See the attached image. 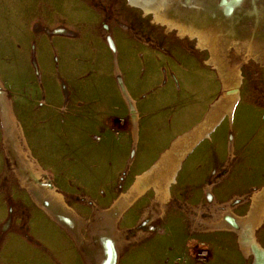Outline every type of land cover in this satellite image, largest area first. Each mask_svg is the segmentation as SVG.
Wrapping results in <instances>:
<instances>
[{
	"label": "rangeland",
	"instance_id": "rangeland-1",
	"mask_svg": "<svg viewBox=\"0 0 264 264\" xmlns=\"http://www.w3.org/2000/svg\"><path fill=\"white\" fill-rule=\"evenodd\" d=\"M240 1L170 0V27L129 0H0V264H105L111 246L114 264H209L177 259L175 241L173 254L157 236L139 244L138 228L154 236L172 212L214 211L189 197L190 168L235 190L264 181V0ZM146 184L124 220L149 218L124 236L121 210ZM218 236L210 264H244L236 235Z\"/></svg>",
	"mask_w": 264,
	"mask_h": 264
},
{
	"label": "crops",
	"instance_id": "crops-1",
	"mask_svg": "<svg viewBox=\"0 0 264 264\" xmlns=\"http://www.w3.org/2000/svg\"><path fill=\"white\" fill-rule=\"evenodd\" d=\"M214 127L215 125L213 126V128ZM201 136H197L196 139ZM200 139H204V137H201ZM197 142L192 143L191 145L189 144V146L187 147V148L191 147L189 150H187V148L184 149L183 151L184 155L180 157L182 159H179L180 162L181 160H183L184 156L188 152H191L194 150L195 148L194 146ZM231 145H232V150L230 151H233V149L235 151V148L237 149L235 138L233 139ZM242 149L243 148L239 149L238 154L236 153L235 154L240 155L241 157H244V158L262 154V153H258L260 149H255V151H253L254 150L253 148L250 151H249V148L246 150L245 148L244 150ZM232 159L233 158H231V160ZM155 164L159 165L158 162H155L152 166L148 168V170L149 169L151 170L155 166ZM193 165L195 164L192 163V166ZM239 170H242V169H239ZM214 171L215 169L209 170V173H213ZM146 172H147V169L143 173V175L146 174ZM141 173L139 175H136L137 179L141 175ZM226 173L223 176H225ZM176 177H177V173H176ZM209 178H210V174H208L206 170L201 171L200 173L197 174L195 169L190 168L187 172V176L185 179L186 181L192 180L194 184L198 183V185H200V187L195 188L192 186V188H188V190L191 191V194L189 195V197L192 198V200L195 202H198L201 199L203 203L206 202L204 204L205 206H208L207 203L212 198V203L215 206L213 208L214 211H211V212L207 210L204 211V210H201L202 207H199L196 209H194L193 207V209L192 210L190 209V211H188L187 213L185 211H181L183 212V213H180L181 215L179 214V212H176V211L172 212L173 219L170 223L171 225L170 224L169 226L167 225L169 228L168 227H164V228L158 227L156 229L151 228L153 232L158 233L157 235L153 236V233H150L149 231L150 229L148 230V229L139 227L138 228L139 229V235H138L139 242L138 243L143 244L146 241L152 242L154 237L157 236L159 238H157L156 240L158 242L156 243V245L162 244L164 249L168 250L170 254H173L172 250L174 249L168 248V242L172 243L175 241L178 244L177 248L174 250L177 254V259H180V260L183 259L185 261H192V259L198 256L201 252L202 255L200 258L201 259L204 258V260L208 261L210 264L212 260L217 256V252H219L222 249V246L219 243L220 237L218 236V233H220V230H221L222 232H225V233L231 232L236 235L238 242L240 244V251L242 254V258L244 259V264H264V232H262L259 236L261 229L264 227V181L259 184L255 183V184L249 185L250 188H253V187L255 188L246 191L245 189L249 186L241 190H235L229 187L230 182L227 184H223L221 186L220 183H215L214 180L212 181V179H209ZM204 180L205 181L207 180V182L210 181L208 182L207 185L211 187V190H210L212 191L211 195L209 193L207 194V196H203L201 193V191L203 190V186L201 185V183H203ZM133 183L130 185V187L133 185ZM146 185L147 187H145V189L146 188L148 189L145 192L139 194L133 200L132 204L131 205L129 204L130 205L129 207L126 206L121 210L122 214L121 216L120 215L119 216L122 217V220H123L122 222L123 226L121 228L124 230V236L129 234L128 232L130 231V229L135 230L136 229L135 225L136 226L137 224L144 225L143 223L144 220L149 218L148 212H146L145 214L140 213V216L138 217V219H136V222L131 223L132 220L136 218V211H134L132 216L130 217L131 221L124 220L125 215L129 212L128 209L132 205H134V203L136 202V200H138V198H140L143 194H145L149 190V187L152 184H146ZM129 189L126 192H128ZM122 193H125V192H122ZM169 195H170V192H169ZM236 199L240 200V203H239L240 206L238 208L245 205V210L242 211L241 213L236 214L235 210H231V211L229 210L227 212L226 211L222 212L219 209L221 203H231ZM116 207L117 205L115 204L114 208ZM232 208L237 209V206L233 205ZM117 212L118 210L116 212L113 211L112 213L113 215H115V213ZM156 217H160V216H156ZM244 222H246L247 224L246 223L244 224ZM132 225L134 226L131 228ZM184 225L185 227L188 228V233H187L188 235L185 237V239H183V230L185 228ZM245 225L247 228L249 227L251 230L248 229L249 235L244 238L240 235L239 231L242 230V228ZM173 226H176V228H173ZM169 229L170 231L168 233L167 231ZM176 230L177 232L175 233ZM113 236H114V233H113ZM177 237L182 238L183 241L178 242ZM124 239L125 241L129 240L127 242L137 241V239H134V238L132 239V237H129V239L128 238H124ZM112 241H116V240L112 237ZM184 244L187 247L186 249H185ZM150 248L153 249V246H150ZM150 248L147 251L151 252ZM134 249H137V245L136 246L134 245L131 248L124 249L123 251L125 252L124 254L125 257L128 256L127 254L131 253ZM167 258L168 257H166V260H164V262L169 263V261H167L168 260Z\"/></svg>",
	"mask_w": 264,
	"mask_h": 264
},
{
	"label": "bare ground",
	"instance_id": "bare-ground-1",
	"mask_svg": "<svg viewBox=\"0 0 264 264\" xmlns=\"http://www.w3.org/2000/svg\"><path fill=\"white\" fill-rule=\"evenodd\" d=\"M130 4L133 5V6H136L138 8H141L143 9V11L146 13V14H149V13H152L155 17V19H157L158 21H160L161 23L163 24H167L169 25L170 27L171 26H176V23L172 20V19H169L166 15H165V10L167 7H169L170 5V0H129ZM237 2H241L240 0H226V3L228 5V7L230 8L231 6L237 4ZM179 29H180V32L181 34H185L186 32L188 33H191V35L194 33L193 31H190L189 29H187L186 27H183L182 25H178ZM199 40H203L204 41V38L202 35L199 34ZM238 95L236 93V97H235V100L234 101H238ZM235 103V102H234ZM233 103V104H234ZM232 109V106L230 107ZM156 166H158V164H155V166L150 170H147L146 174L142 175V176H139L138 177V180L136 183H134L132 185V189L131 191L133 192L137 187H139L140 185V182L142 181L141 179H143L144 177H146L147 175L151 174L152 171L156 168ZM177 166L178 164L176 165V167L174 168L171 176L168 178V180L166 181L165 185H164V189L162 190V192L159 190V189H156L155 188V191L157 192V195L158 197H162V196H165V198L169 196V192H170V187L172 184L176 183V171H177ZM141 189L138 190V193H141ZM57 195V198L63 202L66 206L67 204L65 203L64 199H63V196L62 194L60 193H56ZM135 195V196H136ZM128 197V194H121V196L118 198V199H121L123 198L125 201ZM131 203V202H130ZM57 205V204H55ZM121 205V204H120ZM119 203H118V208H119ZM123 208V207H122ZM121 208V209H122ZM250 221V220H249ZM248 221V222H249ZM246 222H244L245 224ZM243 224V225H244ZM247 224V223H246ZM246 225L242 228V230L239 231L240 235L242 237H247L249 235V230L250 229L249 227L245 228ZM251 230V229H250ZM255 246V245H254ZM112 248H110L109 250V256H108V259H107V262L105 264H114L115 263V256H114V249H113V246H111ZM258 256V255H257ZM258 258V257H257Z\"/></svg>",
	"mask_w": 264,
	"mask_h": 264
}]
</instances>
